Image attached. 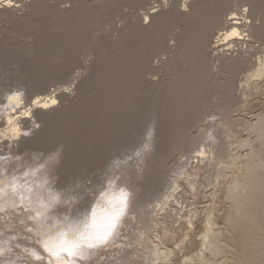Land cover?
<instances>
[{"label":"rangeland","instance_id":"obj_1","mask_svg":"<svg viewBox=\"0 0 264 264\" xmlns=\"http://www.w3.org/2000/svg\"><path fill=\"white\" fill-rule=\"evenodd\" d=\"M183 1L31 0L24 5L18 1L19 7L10 10L9 17L0 18V95L23 88L29 97L54 77L48 89H64L95 63L99 81L87 86L73 109L60 112L48 126L50 140H71L63 157L65 176L101 169L111 156L146 139L152 144L140 172L128 176L135 195L124 227L91 264H144L151 244L174 251L157 264H198L185 258L202 248L204 217L211 209H215L221 231L228 233L219 260L264 264V203L253 207V215L247 219L227 221L233 206L226 194L233 176L243 171L241 163L216 184L214 166L207 158L197 157L202 148L208 156L215 145L220 124L226 123V99L232 118L226 132L233 141L251 139L259 145L261 140L249 127L264 115V77L247 78L264 54V43L251 38L247 44L239 40L227 45L225 48H232L225 51V62L212 58V47L197 52L192 35L197 12L194 9V15H184ZM192 1L205 3L204 13L212 1L231 3L234 11L246 8L244 0ZM36 4L41 7L33 11ZM152 6H156L155 14L163 16L160 23L151 28L133 24L136 14ZM216 32L210 33V42ZM148 55H152L147 59L150 73L131 90L116 93L113 84L126 64L133 62L132 56L145 59ZM235 55L242 59L237 72L231 67L234 62L227 63ZM214 60L219 64L215 68L211 66ZM200 63L204 67L201 75L197 71ZM147 79L159 83L151 88ZM203 85L208 93H217V98L202 107L198 94ZM249 150L238 147L234 152L246 159ZM124 255L129 256L128 261H122Z\"/></svg>","mask_w":264,"mask_h":264},{"label":"clouds","instance_id":"obj_2","mask_svg":"<svg viewBox=\"0 0 264 264\" xmlns=\"http://www.w3.org/2000/svg\"><path fill=\"white\" fill-rule=\"evenodd\" d=\"M23 88L0 95V264H91L124 227L147 142L65 176L64 149L21 148L43 126ZM28 125H25V121Z\"/></svg>","mask_w":264,"mask_h":264},{"label":"bare ground","instance_id":"obj_3","mask_svg":"<svg viewBox=\"0 0 264 264\" xmlns=\"http://www.w3.org/2000/svg\"><path fill=\"white\" fill-rule=\"evenodd\" d=\"M18 1H22L24 5V2L28 3V1L31 0H0V18H3L4 14H9L7 16L9 17L10 10H14L19 7V4L17 3ZM73 1L74 3H78L80 0ZM156 1L158 0H154V2ZM244 1H246V8L242 9L241 11H234L232 7L233 4L231 3L224 4L215 3V1H212L209 7H207L206 13L203 12L205 3L192 0L183 1V9L181 10L183 11L184 15H186L187 17L194 15V13H192L194 9L197 12V21L192 31L197 52L201 49H205L206 51V48L212 47L215 50V53L212 54V58L216 60L220 59L225 62V59L227 57L226 52L232 48H225L227 45L230 46L239 40H243L244 43L247 44V42H249L251 38H258L264 43V0ZM40 7L41 6L39 4H36L33 7V11H37V9ZM155 7L156 6H152L149 8L144 7V9L146 10L142 12V14H136L135 19L133 20V24L141 27L143 26L145 28H151L160 23L163 16H161V14H155L156 10H153ZM125 25H127V23ZM214 30H217L214 36L215 40L213 39L210 42V33ZM117 37L118 39H121V36ZM135 56H132L133 62L131 64H129L130 62H128L125 68H123L122 72L120 73L122 75L119 77V80H117L118 82L116 81L113 84L114 90L118 94L124 93L126 90H131L133 88V84L137 80L143 78L145 74L150 73L149 71L151 70V68L148 69L149 67H147V63H149L147 62V59H151L152 55L145 56V59L141 56H137V58ZM230 62H234L231 67L235 70V72H237V70L241 67L242 59L240 56L235 55L233 59H231V61L227 63ZM211 66L215 68L219 66V64L214 60L211 62ZM150 67H152L151 60ZM65 68H67V66ZM119 68L121 69V67ZM203 69L204 67L202 66V63L198 64L197 71L200 75L203 73ZM95 71V63L90 64V67L86 74L82 75V73H79L78 75H76V80L74 78L75 81H73L69 85H66V88L64 89L61 87H54L53 90L48 89L50 83H52L53 80L55 81L57 78L50 77V80H48L46 83H42L38 88H36L32 96L26 97L28 101H34L36 104L42 105V107L36 108L34 116L36 117L37 121L40 122L43 126L34 134L33 137L22 143V149H53L59 145L64 146V153H66V151L70 149L67 143L71 140H64L62 138H60V140L58 141L56 140V142L53 139L50 140V137L52 138V136L48 126L53 121L55 122L56 115H58L60 112L71 110V108L75 105L74 103L76 102L77 98L81 95L82 92H84L87 86L95 83V81H99L97 80L98 77L96 76L97 73ZM262 77H264V54L257 58L253 69L251 70L247 79L251 80V78L258 79ZM102 80L104 81L106 79H101L100 81L102 82ZM147 83L152 88L159 82L156 80L147 79ZM206 87L205 85H203V90L198 94V104L202 105V107L203 105H206V102L208 100H216L217 98V93L210 94L211 90H209L208 93ZM65 100H70V103L66 104ZM229 105L230 101H227L226 99L225 107L223 108V114L225 116L226 123L220 124L221 128H219V136H215L216 142L210 150L209 155L207 156V150L202 148L198 151L197 157L198 159L207 158L209 164L214 166L215 173L212 175L213 177L219 179H217L218 182H216V184L220 182L221 178L224 179L229 172H233L234 170H236V168L238 167V163H241L240 167H242L241 169L243 171L240 172V174H235L233 176V185L228 187V191L226 194L227 200L229 199L233 206V211L229 212V214L227 215V221L231 223V220L233 218L247 219L250 214L253 215L251 210L253 207L255 208L256 206L261 205V203H264V115L260 117L258 116L259 122L252 125L250 124L251 126L249 125V128L257 133V139L261 140L258 146H256L251 139H241L239 142L233 141L231 135L226 132V125H230V123L232 122ZM24 123L27 126L29 122L26 120ZM238 147L250 148V150L247 152L248 157L246 159H242L240 154L234 152V149ZM145 220H147L146 217L144 221ZM227 235V231H221V228H219L217 224L215 209H211L205 214L204 217V229L201 233L202 248L198 252L187 256L185 260H189L190 262L196 260L198 264H226L227 260L224 259L220 261L219 257L222 256V254L225 252L226 243H224L222 240ZM148 247V252L150 253V255L144 258V264H157L162 259H168L174 252L168 247L162 248L159 244H151ZM122 257H124L123 260L121 259L122 261H128L129 256L124 255Z\"/></svg>","mask_w":264,"mask_h":264}]
</instances>
